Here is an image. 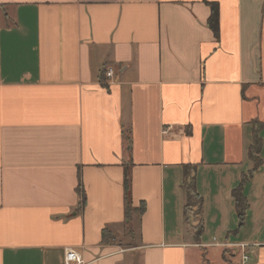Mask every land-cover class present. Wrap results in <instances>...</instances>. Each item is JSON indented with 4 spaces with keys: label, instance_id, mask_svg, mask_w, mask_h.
<instances>
[{
    "label": "crops",
    "instance_id": "crops-1",
    "mask_svg": "<svg viewBox=\"0 0 264 264\" xmlns=\"http://www.w3.org/2000/svg\"><path fill=\"white\" fill-rule=\"evenodd\" d=\"M126 168L145 206L129 223ZM238 243L264 264V0H0V264H65L66 247L85 264H242Z\"/></svg>",
    "mask_w": 264,
    "mask_h": 264
},
{
    "label": "trees",
    "instance_id": "trees-1",
    "mask_svg": "<svg viewBox=\"0 0 264 264\" xmlns=\"http://www.w3.org/2000/svg\"><path fill=\"white\" fill-rule=\"evenodd\" d=\"M212 12L209 18V25L214 31L216 37L219 36V25H218V6L217 4H212L211 6ZM3 14H5L4 6H1ZM102 77L106 75V70L103 68ZM262 124L260 122H254V132H253V140L250 144L248 150V157L252 162V167L248 170V172L244 173L241 177L240 184L236 187L233 192V198L235 200V206L237 215L239 218V226H243L245 222L246 213L248 210V200L244 195V186L246 183L254 176V173L259 169L262 165L263 158L261 156L262 152V143L263 139L261 137ZM124 188H125V205H126V218L128 219V223L133 220V214L136 213L140 215L143 213L145 206L142 205L140 208H134L132 205V184H131V172L128 168L125 171L124 177ZM182 189L185 193V206H184V215L186 222L190 225L191 229L194 231L195 240L199 241L200 237L204 230V225L201 216V210L203 205V198L199 195L196 187V165L187 164L184 165V176L182 181ZM78 194L80 196V201L82 204L85 203V191L83 187V183L81 178H79L78 185ZM191 209H196L198 211V215L200 216V223L196 222V219L193 214L190 213ZM104 237L106 236V230H104Z\"/></svg>",
    "mask_w": 264,
    "mask_h": 264
},
{
    "label": "built area",
    "instance_id": "built-area-1",
    "mask_svg": "<svg viewBox=\"0 0 264 264\" xmlns=\"http://www.w3.org/2000/svg\"><path fill=\"white\" fill-rule=\"evenodd\" d=\"M114 75V69L112 67H109L106 70V76L107 77H112ZM235 246L241 248V260L242 264H245L250 260V255H249V244L246 243H238L235 244ZM65 264H85L84 259L82 255L75 249L71 247H66L65 248Z\"/></svg>",
    "mask_w": 264,
    "mask_h": 264
},
{
    "label": "rangeland",
    "instance_id": "rangeland-1",
    "mask_svg": "<svg viewBox=\"0 0 264 264\" xmlns=\"http://www.w3.org/2000/svg\"><path fill=\"white\" fill-rule=\"evenodd\" d=\"M190 213L194 215V217L196 219V223L199 224L200 223V216L198 215V211L196 209H191ZM193 234H194V231H193ZM215 259L221 260V258H219V256H217Z\"/></svg>",
    "mask_w": 264,
    "mask_h": 264
}]
</instances>
